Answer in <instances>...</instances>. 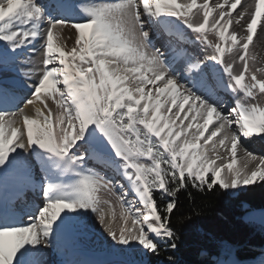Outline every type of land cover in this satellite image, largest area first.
Here are the masks:
<instances>
[{
	"label": "snow or ice",
	"instance_id": "1",
	"mask_svg": "<svg viewBox=\"0 0 264 264\" xmlns=\"http://www.w3.org/2000/svg\"><path fill=\"white\" fill-rule=\"evenodd\" d=\"M181 25L211 54L182 47ZM65 29L75 31L71 48ZM262 32L264 0H0V71L40 44L23 71L35 77L24 102L34 114L10 110L16 97L0 87V264H43L44 250L74 237L89 213L113 242L118 259L108 264H144L161 241L177 247L170 223L181 190L264 182V155L243 143L264 139L255 102L264 67L249 64ZM221 90L234 100L227 111ZM10 185L16 201L42 197L26 219ZM257 215L264 222V209L247 219ZM218 255L214 264H242L229 245Z\"/></svg>",
	"mask_w": 264,
	"mask_h": 264
},
{
	"label": "trees",
	"instance_id": "2",
	"mask_svg": "<svg viewBox=\"0 0 264 264\" xmlns=\"http://www.w3.org/2000/svg\"><path fill=\"white\" fill-rule=\"evenodd\" d=\"M155 196L159 204L169 199ZM177 199L170 223L177 247L161 241L158 254H142L144 264H214L226 258L218 255L225 244L239 261L264 251V228L243 218L246 210L264 207V182L244 186L234 195L218 186L211 190L189 186Z\"/></svg>",
	"mask_w": 264,
	"mask_h": 264
},
{
	"label": "bare ground",
	"instance_id": "3",
	"mask_svg": "<svg viewBox=\"0 0 264 264\" xmlns=\"http://www.w3.org/2000/svg\"><path fill=\"white\" fill-rule=\"evenodd\" d=\"M179 2L184 3L186 0H179ZM212 3H215V0H211ZM222 2V0H221ZM245 2V0H242V4ZM198 3H202V0H198ZM240 6H238L237 11L239 10ZM235 15V13H233ZM231 30V29H230ZM187 43H193L192 39L195 37L193 33L190 31H184ZM71 37V39H67L66 41V47L70 43H74L75 40V31L65 29L64 32L61 34L60 39L64 40V38ZM186 43V44H187ZM68 44V45H67ZM196 46V45H195ZM36 48H40V44H36ZM196 49V48H195ZM250 54L256 56V60L252 61L249 60L250 67L253 69L256 67H264V32L260 34L259 39L254 38L253 45H250ZM198 53L203 55L204 59L206 56L211 54V50H203L202 47L198 49ZM197 53V54H198ZM29 58L39 61L40 60V50L37 49L35 54L26 51L24 54H22L21 57L17 58V61L15 63L9 62L7 63L3 70L0 71V86H2L4 89L8 90L10 93H13L16 97V106L10 108L12 111H17L19 106H23L25 112L29 115H33V109L31 106L25 107V101L27 100L28 95H31V88L28 86L29 83L35 82V77L32 78L31 81H29L27 78L23 76V71L27 70L31 67V64L27 63ZM229 57L226 56V59ZM231 59V57L229 58ZM210 64L212 62H209ZM260 73H258V76ZM224 81L227 82V76H224ZM227 93V92H226ZM32 97H30L31 99ZM264 96L261 97V104H264ZM258 102V101H257ZM51 102L49 101V104ZM36 106H39L37 104ZM228 107L225 108V111H227ZM54 110V108H53ZM263 145H261V141L258 139V137H252L247 138L243 140L244 145L246 148L253 152L256 155H264V139ZM210 147V145H209ZM239 155V152H238ZM219 164L220 161H217ZM231 189L228 191L230 192ZM15 189L10 185L8 188V191L6 193L7 197L10 199V196L12 192H14ZM36 192H39V189L36 190ZM31 194H33L31 192ZM42 197L39 195H34L32 198V202L34 206L41 203ZM26 211L27 213L34 212L35 208H28V205L26 204ZM26 219V214H25ZM78 234V235H77ZM72 238H62L55 242V244L51 248H47L44 250V254L42 256L43 264H55L57 259L60 257L62 251L64 252V257L60 261V264H108L109 260L105 259V257L102 255L101 258H98V254L89 252L87 250H83L82 245L79 243V238H83L84 236L82 233H77ZM84 252V253H83ZM77 255H76V254Z\"/></svg>",
	"mask_w": 264,
	"mask_h": 264
},
{
	"label": "rangeland",
	"instance_id": "4",
	"mask_svg": "<svg viewBox=\"0 0 264 264\" xmlns=\"http://www.w3.org/2000/svg\"><path fill=\"white\" fill-rule=\"evenodd\" d=\"M184 30L185 31H190L189 29H186V27L184 28ZM193 38H194V39H192V42L193 43L186 44L184 46V48H186L187 51L191 55H194V56H196V57H198V58L201 59V58H203V55H201L200 53H198V49L200 47H202V49L205 50L206 48H205L204 45H202L199 42H197L195 40V37H193ZM209 39H211V40H213V42H215V36L209 35ZM73 44L74 43H70L69 45L67 44L68 45L67 48H71V46H73ZM157 46L158 47L160 46L159 42H157ZM36 49L40 50V48H36ZM206 50H210V49H206ZM263 96L264 95H259L258 94L257 100L255 102L258 101V103H261L262 102L261 101V97H263ZM30 97H31V95H28L27 99H30ZM50 106H52L54 108L53 111L55 112L56 109H55L54 105H52L50 103ZM19 108H23V106L22 107L19 106ZM173 111L175 112V109H173ZM185 123H187V121ZM192 131H195V130L193 129ZM257 137L261 141V145H263V141H262L263 139H261L259 136H257ZM92 166H93L92 163L89 162V167H92ZM237 190L238 189H236V190L231 189L230 192L228 190H225V192L227 194H229V195H234L237 192ZM102 195H104V194L102 193ZM105 198H111L112 201H113V203H115V198L114 197H107V196H105ZM104 207H105V210H107V206H104ZM118 213H119V208H117V220L113 223V227L116 228V229H118L121 226V221L119 220ZM83 219H84V226L79 231V233H82V235L84 236L82 238L81 235H79L80 236L79 243L82 245V247H83L82 249L84 251L87 250V251L92 252V253H95V254H98V252L99 253H103V254L106 253L107 256H108V251H110L113 254V251H111V249L113 248V242H111L110 238L107 237V234L105 233L103 227L96 220L95 215L89 213ZM129 226H130V222H129ZM92 231H94V232H92ZM93 233H94V236L92 235ZM110 247H111V249H110ZM63 255H64V252L62 251L60 257L57 259V261H56L55 264H60V261L64 257ZM97 256H99L98 258H101L100 256H102V255H99L98 254ZM257 257H259V256H257ZM257 257L255 256L253 258H249L247 260L246 259L245 260H240V261L242 262V264H249V262L255 260Z\"/></svg>",
	"mask_w": 264,
	"mask_h": 264
},
{
	"label": "water",
	"instance_id": "5",
	"mask_svg": "<svg viewBox=\"0 0 264 264\" xmlns=\"http://www.w3.org/2000/svg\"><path fill=\"white\" fill-rule=\"evenodd\" d=\"M262 209H264V207H262V208H254V209L246 210V211L243 213V218H244V220L247 221V222L257 223V224H259V225H261V226L264 227V222L261 221L259 215H257L254 219H251V220L247 219L248 213H249L250 211H252V210H262Z\"/></svg>",
	"mask_w": 264,
	"mask_h": 264
}]
</instances>
